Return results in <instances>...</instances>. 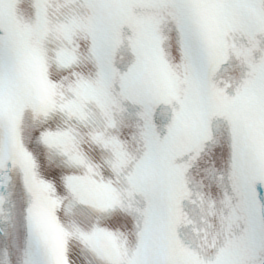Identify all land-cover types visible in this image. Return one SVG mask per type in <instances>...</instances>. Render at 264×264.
Here are the masks:
<instances>
[{"label": "snow or ice", "instance_id": "snow-or-ice-1", "mask_svg": "<svg viewBox=\"0 0 264 264\" xmlns=\"http://www.w3.org/2000/svg\"><path fill=\"white\" fill-rule=\"evenodd\" d=\"M0 264H264V0H0Z\"/></svg>", "mask_w": 264, "mask_h": 264}]
</instances>
